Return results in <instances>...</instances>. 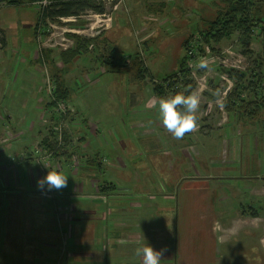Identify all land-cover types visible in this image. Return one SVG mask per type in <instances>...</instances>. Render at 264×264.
Wrapping results in <instances>:
<instances>
[{"label":"rangeland","instance_id":"rangeland-1","mask_svg":"<svg viewBox=\"0 0 264 264\" xmlns=\"http://www.w3.org/2000/svg\"><path fill=\"white\" fill-rule=\"evenodd\" d=\"M21 1V4L7 5L6 2V5L0 6V27L6 32L8 46L6 50L0 51V54L4 56L0 59V75H2L3 80L9 82V89L12 80L17 85L22 84V72L25 68L40 64L33 61L29 54L35 52L36 48L41 54L40 62L48 65V68L53 63L63 61L59 54L64 51L59 46L54 47L57 42L61 40L64 42L65 40L62 34L63 26L57 25L53 28L51 26L55 24L52 23L50 26L49 23L48 25H40L38 7L32 5L30 0ZM96 1L101 6H105V14L107 18L111 17V22L102 23L99 18H95L94 14L89 11L79 20L76 19L75 22L70 23L74 29L80 28L85 31L76 33L78 36H84L81 39L98 37V40L87 52L73 58L66 65L67 75L69 73L73 75L71 80L72 96L75 97L79 94L93 96L91 100L86 97L85 100L79 102L87 107L86 112L89 115L86 113L77 115L75 120L79 125H75L73 137L76 138L86 134L89 130L87 123L84 121L85 119L95 121V124L99 127L118 126L120 136L124 138L134 137L135 133L129 129L133 125L131 121L142 122L146 118H150L148 112L145 114L139 113V111L148 110L146 105L155 96L153 87L180 70L181 62L187 55L184 41L190 36L197 38L201 33L206 32L210 23L219 14L224 13L228 6L222 0H163L164 5L162 7L160 6V0H121L115 2L117 7L114 9L113 5L115 3L111 5L108 0ZM156 1H159L155 3L157 6H150V2L154 3ZM257 4L264 8V0H257ZM37 25L39 26L37 32L40 29L44 33H41L43 41H37L36 43L33 34L35 38ZM109 26H113V28L110 27L111 30L106 31ZM52 33L57 34L52 37ZM65 36L70 37V41L73 39L70 34ZM195 46L197 45L195 44ZM75 47H77V40L75 45L69 46V50H73ZM213 47L215 48L214 51H212V47H205L202 52L195 51L194 58L190 62L192 79L196 82L194 92L200 97L197 114L205 118L209 114L208 110L213 109V112H216L214 117L206 120L208 124L224 126L226 119L229 120L230 124L220 128L219 132L216 133L217 136L210 134L207 141H202L199 144H192L189 141L190 145L195 148V157H190V163L200 160L202 166H210L209 164L212 161L216 164V167L222 168L221 173L224 174V177H228L230 171L242 174L244 177L242 180H222L223 186L214 189V195L217 196L214 205L222 198L231 201V216L221 217L225 223L235 224L239 220L241 222L242 216L239 213L248 211L246 205L253 204L254 207L256 205L259 207L260 202L257 203L253 200L256 194L253 196L252 192L262 188L261 197L264 198V106H262V104L264 105V64L262 66L263 85L260 86L262 89L258 97L250 92V86L255 87V84H250V82L258 80V78L253 77L258 71L255 63L257 61L263 62L264 46L261 38L254 39L247 47L244 46L240 34L237 32L230 39H225L220 45H213ZM228 50L235 54L236 59L234 60L242 61V70H238V72L246 76L244 82L238 86L236 93L241 96L247 94V99L252 98L257 102H261L259 103V109L255 105L256 103L252 102L251 107L243 109L244 111L239 116H236L234 112H227L225 97L223 96L224 90L230 84L233 90L235 88V82L225 76L229 79V82H227L219 71L222 67L229 68L223 64L226 57L231 58V55L227 54ZM249 52L251 53L249 54ZM46 54L49 55L48 58L54 56L53 63L48 61ZM137 54L142 57L143 67L147 70L144 73L145 78L143 77L141 80L133 79L132 73L129 71V65H126ZM107 60L114 61V63L109 64ZM234 60H229V63L234 62ZM201 62L205 64L204 67L199 66ZM44 75L45 71L43 70L42 76L44 77ZM53 76L54 71L50 70L49 74L44 77V88L49 99L55 95L56 91ZM48 77L54 87L52 96L47 89ZM214 92H218L219 95H213ZM50 105L54 107L53 103ZM238 106L240 107L239 103ZM157 111L158 109L153 111L156 117ZM134 112L137 113L134 114ZM66 116L67 114H65V119L68 118ZM158 119L161 122L160 118ZM51 123L54 124V121H51ZM64 127L62 142L58 141L59 133L53 130L52 148L48 145V149H51L48 151L51 155L50 158L64 154L61 148L62 143L67 146L71 144V141L64 142V136L68 133L72 134V131H67V123ZM137 135L138 151L140 149V134L137 133ZM111 142L113 144V139H111ZM152 142L153 159H172L173 156L177 155L175 150L168 152L169 150L163 149L161 141L155 137V134ZM109 154L114 155V151L110 149ZM121 154H128V150H125L124 146L121 147ZM185 162L188 163V160H185ZM76 163L79 165L76 166ZM81 165L80 162L72 161L59 167L61 171L64 168L67 169V176H70L71 172L76 174L73 181L80 186L81 183L89 180L87 174L91 172L89 168L82 169ZM91 168L97 169V165ZM254 170H257V172ZM12 175L23 178L24 170L21 167H16ZM252 175L261 176L259 180H254ZM172 177L173 175L152 176V178H149V184L152 186L149 193L155 197L154 202L167 200L169 212L162 215L165 217V222L171 228H175V218L172 215L175 197H166V195L159 192L161 180L163 182L167 179L168 183H171ZM177 180L174 186L176 190L179 189L181 183L179 178ZM210 182L212 186L218 181ZM108 184L112 186L107 174L101 184V194L104 196H108L113 190ZM44 193L46 197L51 199V202H54L49 191ZM92 196V191L85 188L81 195L76 192L64 198L65 203L71 207L80 206L77 212H74L71 208L54 212L53 206L44 204L45 212L39 213L35 212L39 205L38 199L33 191L28 188L27 183L21 184L20 181H15L13 186L6 187L0 197V264H44L41 258L55 252V248L59 253L80 252L79 247L64 246L63 239L72 238L75 233H73V228L69 227L68 223L60 218L63 212L75 213L72 219L80 222L73 224L76 232L86 223L88 226L85 239L88 242L95 243V245L90 246V251L95 252L97 248L101 250L103 245L106 244L107 227L109 230L108 237L111 238L113 219L110 212L111 202H107V200L94 202L96 200L93 201ZM217 209L219 208L217 207ZM89 211L95 214L90 217ZM203 216L204 213L200 210L199 217L203 218ZM38 224H40L39 228L36 227ZM42 229H45L43 235H41ZM242 229L245 233L249 232L248 229H244L243 224ZM197 231H199V234ZM35 232H37L36 237L30 238L29 236H33ZM181 238H183L182 242L186 247L189 238L183 235L180 236ZM192 240L199 242V246L194 251L195 256H202L206 260L213 254L214 246L212 243L210 244V223L201 224L200 230H195V235H192ZM241 250L237 248L235 251L239 253ZM109 251H111V247ZM186 251L190 252V250ZM225 254L224 249L218 257L221 260V262L218 260L219 264H226L228 261L229 264H242L235 257L229 260ZM248 254L249 251H242L240 256L244 258L243 264H249ZM38 257L39 259L36 260ZM215 262L216 260L209 264H215Z\"/></svg>","mask_w":264,"mask_h":264},{"label":"crops","instance_id":"crops-1","mask_svg":"<svg viewBox=\"0 0 264 264\" xmlns=\"http://www.w3.org/2000/svg\"><path fill=\"white\" fill-rule=\"evenodd\" d=\"M158 2H150V6H157L155 3ZM163 3V0H160L161 7L164 5ZM110 27L106 28V31H109ZM33 39L37 43L34 34ZM7 48L8 46L0 49V51ZM29 54L33 61L40 64L23 70L21 85H17L12 80L9 89V82L3 80L2 75H0V197L6 187L13 186L15 181H20L21 184L27 183L28 188L33 191L38 199L39 205L35 212L44 213L46 210L44 204L53 206L54 212L67 208L77 212L80 206L71 207L65 203L64 198L76 192L81 195L85 188H88L93 193L92 200H96L94 202H103L104 200L111 202L110 212L113 218L111 238L108 237L109 230L107 227L106 244L101 250L97 248L95 252H91L90 246L95 245V243L85 239L88 225L84 223L76 232L73 224L80 222L72 219L75 213L63 212L60 218L64 219L75 233L74 237L63 239L64 246L79 247L81 251L59 253L56 248H53L55 252L41 258L44 264H142L141 258L135 255L137 242L148 243L156 250L167 246L168 251L163 254L161 264H209L215 260V264H219L218 257L224 249L229 260L235 257L243 264L244 258H241L240 255L242 251L247 250L249 251L247 256L249 264H254V262L264 264V198L261 197L262 188L254 192L251 191L253 196L256 194L253 200L257 203L260 202L259 207L258 205L254 207L253 204L246 205L248 211L239 213L242 216L241 222L239 220L235 224H227L221 216H231V201L222 198L214 205V201L217 199V196L214 195V189L223 186L222 180H242L244 177L242 174L233 171L229 172L228 177H224V174L221 173L222 168L216 167L212 161L210 166H202L200 160L190 163V157H195V148L190 145L189 141L192 144H199L202 141H207L210 134L217 136L216 133L219 132L220 128L230 124L228 119L224 122V126H218L206 122L208 118L214 117L216 111L213 112V109L208 110L209 114L205 118L197 114V128L186 134L183 139H175L163 126L162 121H159V100L153 96L146 105L148 110L139 111V113L145 114L148 112L150 118H146L142 122L131 121L133 125L129 129L135 133L134 137L124 138L120 136L118 126L99 127L95 121L85 119L89 130L86 134L74 138V127L79 125L75 120L77 115L84 113L89 115L86 112L87 107L79 102L85 100L86 97L91 100L93 96L83 94L72 96L71 80L73 75L70 73L67 75L66 65L69 62L66 61L67 57L62 53L59 54V57L61 56L63 61L56 64L52 61L54 56L46 57L49 62L53 63L50 68L45 63L40 62L41 54L38 52V48ZM3 57L0 54V59ZM111 62L114 63V61ZM64 69L66 72L62 77V82L66 87L65 98L68 108L66 114L68 118L65 120L64 115L63 119L65 125L67 123V131H72V134L66 135L67 143L71 141V144L68 146L65 144L62 156L57 155L50 158L51 155L47 151L51 149L46 148V146L52 147L53 145L51 138H53V130L55 131L57 125L55 121L57 115L51 114L49 98L44 88V77L49 74L50 70L63 71ZM43 70L45 71L44 77L42 76ZM223 77L226 79L225 76ZM231 86L230 84L223 92L225 102L228 94L233 91ZM244 96L241 98L249 101L247 94L246 98ZM157 109L156 117L153 111ZM136 113L134 112V114ZM241 113L235 115L239 116ZM60 118L59 116L57 119ZM51 121H54V124H50ZM137 133L140 134V149L138 151ZM154 134L161 141L163 149L169 150L168 152L175 150L177 155L173 156L172 159H153L151 150ZM88 139L90 141L87 142ZM111 139H113V144ZM123 146L125 150H128V154H121V147ZM110 149L114 151V155L109 154ZM37 150H40L41 153L37 154ZM43 155L45 158L42 157ZM185 160H188V163ZM72 161L80 162L82 169L89 168L91 171L87 174L89 180L78 186L73 181L76 174L71 172L68 173L70 176H68L67 187L60 190H48L47 185L43 189L37 186L38 179L47 175L48 168L51 170L57 167L58 170H61L60 165ZM78 165L76 163V166ZM96 165L97 169L91 168ZM16 167H21L24 170L23 178L12 175ZM66 170V168L62 169L65 175ZM254 171L257 172V170ZM107 174L112 182V186L108 185L113 189L108 195L109 197L101 194V184ZM168 174L173 175L171 183H168L167 179L163 180L164 183L161 180L159 192L166 197H175L176 201L174 200L172 209L175 228H171L162 215L169 212L167 200L154 202L155 197L149 193V189L152 187L149 184V178L152 176H169ZM176 175L177 177H175ZM260 176L252 175L254 180H259ZM177 178L181 182L178 190L174 189ZM214 180L218 182L211 186L210 181ZM45 191L51 193L54 202L45 196ZM200 210L204 213L203 218L199 217ZM89 213L90 217L95 214L92 211ZM205 223H210V244L212 243L214 246L213 254L206 260L202 256L194 255L199 242L192 240L195 230H200L201 224ZM242 224L244 229L249 230L248 233L244 232ZM39 226L40 224L36 227L39 228ZM44 231L45 229H42L41 235ZM197 233L199 234V231ZM36 235L37 232L29 237L33 238ZM181 235L189 238L186 247L182 242L183 238L180 239ZM242 239L244 240L242 241ZM110 247L111 251H109ZM237 248L242 250L237 253L235 251ZM186 250H190V252ZM38 259L39 257L36 260ZM219 261L221 262V260ZM228 262L226 264H229Z\"/></svg>","mask_w":264,"mask_h":264},{"label":"trees","instance_id":"trees-1","mask_svg":"<svg viewBox=\"0 0 264 264\" xmlns=\"http://www.w3.org/2000/svg\"><path fill=\"white\" fill-rule=\"evenodd\" d=\"M7 1L0 0V6L5 4ZM222 1L227 3V10L224 13L219 14L218 17L210 23V26L206 32L201 33L197 38H195V36H190L184 41V48L187 51V55L181 62L180 70L173 76H168V78H165L161 83L153 87V93L158 100L168 94H175L177 92H185V94H187V92L195 91L196 82L192 79V69L190 66V62L191 59L194 58L195 51L202 52L205 50V47H212V51H214L215 48L213 45H220L225 39H230L237 32L240 34V39L244 46L246 45L247 47V45L254 39L260 38L262 39V45L264 46V8L257 4V0ZM30 2L32 5L38 7L40 11V25H48L49 23L50 26L52 23L55 24L51 26L53 28H55L57 25H61L63 28H73L72 24L64 23L62 19L76 18L78 20L81 16L86 15L89 11L95 14H105L106 12L105 6H101L96 0H30ZM115 2H117V0L112 1L111 5H113ZM21 3V0H10L7 2V5H16ZM113 6L115 7L116 3ZM38 25L36 27V33H34L35 35L37 34V41L41 42L43 41L41 33L44 32H41L40 29L39 32H37L39 27ZM70 36L73 38L71 41L74 45L75 41L77 40V47H75L73 50H69L70 48H61V50L64 51L62 52V55L67 57L66 61L68 62H70L73 58L80 56L84 52H87V50L98 40L97 36L84 39H81V36H77L75 34H70ZM195 44L197 46H195ZM6 47V32L0 27V49H4ZM250 53L251 52H249V54ZM46 55V57H49L48 54ZM108 63L112 64L113 62L108 61ZM127 64L129 65V71L132 73L133 79L141 80L143 77L145 78L144 73L145 71L147 72V70L145 67H143L142 57L139 54H137L133 60H130L129 63L127 62L126 65ZM255 64L258 68V71H255L256 73L253 77L258 78V80L250 82V84H255V87L252 85L250 86V92L251 94H255V97H258L259 92L262 89L260 86L263 85L262 66L264 64V58L263 62L257 61ZM219 71L223 74V76H226L235 82V88L230 94H228V98L225 103L228 113L234 112V114H238L243 112L245 108L251 107L250 104L252 102L256 103L255 105H257L258 109L260 108L259 103L261 102H257V100L252 98H250L249 101L243 100L241 95L236 93L238 86L244 82L243 80L246 77L244 74L234 69L223 67L220 68ZM65 72V69L63 71H54L53 77L56 91L53 98L48 99L50 104L53 103V106L55 107L54 108L49 104L51 108V114L54 116L57 115L55 119L56 123H59L60 121L57 119L59 116L64 117V114L56 112L55 109H57L59 103L66 104V87L64 82H62V77ZM185 90H187V92ZM238 103L240 104V107L238 106ZM262 106L264 105L262 104ZM64 139V142H66V136H64ZM64 147L65 144L61 148L63 149ZM46 148H48V146H46Z\"/></svg>","mask_w":264,"mask_h":264},{"label":"clouds","instance_id":"clouds-1","mask_svg":"<svg viewBox=\"0 0 264 264\" xmlns=\"http://www.w3.org/2000/svg\"><path fill=\"white\" fill-rule=\"evenodd\" d=\"M199 66L204 67L205 64L201 62ZM213 95L219 93L214 92ZM199 106L200 97L194 91L187 94L185 92L168 94L159 100V118L173 138L183 139L186 134L197 128ZM67 181L68 176L61 170L48 168L47 175L38 179L37 186L43 189L47 185L48 190H60L67 187ZM167 251V246L156 250L148 243L137 242L135 255L141 258L142 264H161L162 256Z\"/></svg>","mask_w":264,"mask_h":264},{"label":"built area","instance_id":"built-area-1","mask_svg":"<svg viewBox=\"0 0 264 264\" xmlns=\"http://www.w3.org/2000/svg\"><path fill=\"white\" fill-rule=\"evenodd\" d=\"M109 2H112V1H114V0H108ZM117 1H121V0H117ZM117 7V5L114 7V9ZM92 14H94L93 16L95 17V18H99L101 21H102V23H107V22H111V17H108L107 18V15L106 14H95V13H93V12H91ZM83 16H81L80 18H82ZM79 18V19H80ZM78 19V20H79ZM62 21L64 22V23H73V22H75L76 21V18H67V19H62ZM93 29V28H92ZM66 32H74V33H66ZM77 32H80V33H82V32H85L84 30H82V29H80V28H77V29H74V28H68V27H65V28H63V32H62V34H63V37H64V42H62V40L60 41V42H57L56 44L57 45H54V47L55 46H59V47H61V48H63V49H67V48H69V46L70 45H72L73 44V42L72 41H70V37H66L65 35H67L68 36V34H75V35H77L76 33ZM57 33H52V37H55V35H56ZM78 36V35H77ZM84 37V36H83ZM51 39V38H50ZM49 39V40H50ZM227 54H229V55H231V58L230 59H228L227 57L225 58V60L223 61V64H225L226 66H228L230 69H234V70H236V71H238V70H242V61L241 60H234V59H236L235 58V54L233 53V52H231L230 50H228L227 51ZM229 60H234V62H232V63H229ZM226 80H227V78H226ZM47 83H48V85H47V89H48V93L52 96V94H53V90H54V87L51 85V80H50V78L48 77L47 78ZM52 98H53V96H52ZM51 98V99H52ZM57 112L58 113H60V114H66L67 113V106H66V104L65 103H59L58 104V106H57ZM60 121H59V123H57V125H56V127H55V131H56V133H59V137H58V141H60V142H62V140H63V130H64V126H65V123H64V119H63V117H61L60 119H59ZM63 144V143H62ZM37 154H39V153H41V151L40 150H37V152H36ZM45 153H46V151H45ZM43 158H45V156L43 155L42 156Z\"/></svg>","mask_w":264,"mask_h":264}]
</instances>
